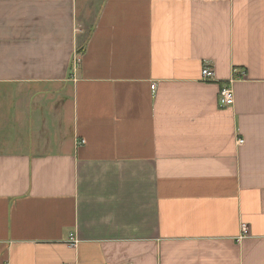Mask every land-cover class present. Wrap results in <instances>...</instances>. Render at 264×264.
Here are the masks:
<instances>
[{
	"label": "crops",
	"instance_id": "0c3cea01",
	"mask_svg": "<svg viewBox=\"0 0 264 264\" xmlns=\"http://www.w3.org/2000/svg\"><path fill=\"white\" fill-rule=\"evenodd\" d=\"M126 263L264 264V0H0V264Z\"/></svg>",
	"mask_w": 264,
	"mask_h": 264
},
{
	"label": "built area",
	"instance_id": "2783aa9c",
	"mask_svg": "<svg viewBox=\"0 0 264 264\" xmlns=\"http://www.w3.org/2000/svg\"><path fill=\"white\" fill-rule=\"evenodd\" d=\"M79 58L77 57V55L75 54L74 56V64H78L79 63ZM200 79L203 82H212L213 81V71L212 68L210 67V65L208 63H205L202 66L201 69V74H200ZM245 74L243 72H241L238 75V79H242L244 78ZM231 81L221 84L219 91H218V96H217V103L218 106L220 108H226V107H230L232 106L233 102H234V96H233V91L231 89ZM152 88H154V85L152 86ZM244 143L243 139H238L237 144L238 145H242ZM248 234V228L245 224H241V236H239L237 239L241 240L242 238H244V236H246ZM70 240H72V244L75 243V240L73 238V236H70ZM126 264H132V263H126Z\"/></svg>",
	"mask_w": 264,
	"mask_h": 264
}]
</instances>
